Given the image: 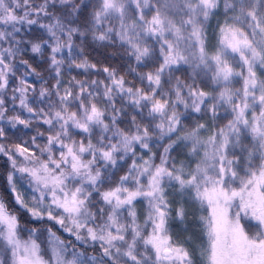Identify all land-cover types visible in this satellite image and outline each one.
<instances>
[{
	"label": "snow or ice",
	"instance_id": "6c2138e0",
	"mask_svg": "<svg viewBox=\"0 0 264 264\" xmlns=\"http://www.w3.org/2000/svg\"><path fill=\"white\" fill-rule=\"evenodd\" d=\"M0 264H264V0H0Z\"/></svg>",
	"mask_w": 264,
	"mask_h": 264
}]
</instances>
